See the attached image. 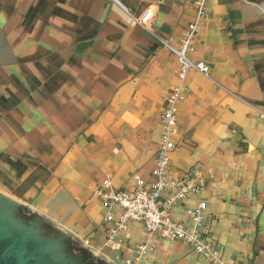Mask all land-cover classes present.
I'll return each mask as SVG.
<instances>
[{
  "label": "crops",
  "instance_id": "obj_1",
  "mask_svg": "<svg viewBox=\"0 0 264 264\" xmlns=\"http://www.w3.org/2000/svg\"><path fill=\"white\" fill-rule=\"evenodd\" d=\"M207 7L191 57L211 77H186L169 175L200 170L205 186L172 216L191 227L188 211L206 202L204 234L223 262L264 264V0ZM196 18L193 0H0V194L97 261L123 264L99 192L153 182L181 82L165 43L179 49ZM119 240L148 236L132 224ZM154 244L143 264H212L184 243Z\"/></svg>",
  "mask_w": 264,
  "mask_h": 264
},
{
  "label": "built area",
  "instance_id": "obj_2",
  "mask_svg": "<svg viewBox=\"0 0 264 264\" xmlns=\"http://www.w3.org/2000/svg\"><path fill=\"white\" fill-rule=\"evenodd\" d=\"M208 0H193L197 18L192 22L181 41L179 49L166 44L178 58L180 68L178 77L180 84L175 86L167 99V107L162 117V141L157 154L153 170V182H146L140 175L134 177V185L129 191L114 190L109 182L99 192L108 212L105 222L108 229V247L116 252L115 258L123 264H143L145 259L155 251V239L170 242L184 243L196 253L212 264H225L221 253L214 246L212 238L204 234L207 204L200 202L188 211L191 218V227L173 219V207L191 197L201 193L205 180L200 170H192L180 180H172L170 175L171 153L176 144L172 136L177 132L178 108L177 104L184 98V82L188 74L198 72L206 78L211 77L210 67L204 61H196L191 57L196 52V38L198 24L209 18ZM167 190H175L171 196H164ZM117 206L119 214L114 217L111 208ZM132 224L143 226L148 240L143 244L130 245L119 240L122 233L129 230ZM90 240H84L83 245L89 247Z\"/></svg>",
  "mask_w": 264,
  "mask_h": 264
},
{
  "label": "water",
  "instance_id": "obj_3",
  "mask_svg": "<svg viewBox=\"0 0 264 264\" xmlns=\"http://www.w3.org/2000/svg\"><path fill=\"white\" fill-rule=\"evenodd\" d=\"M0 195V264H104Z\"/></svg>",
  "mask_w": 264,
  "mask_h": 264
},
{
  "label": "rangeland",
  "instance_id": "obj_4",
  "mask_svg": "<svg viewBox=\"0 0 264 264\" xmlns=\"http://www.w3.org/2000/svg\"><path fill=\"white\" fill-rule=\"evenodd\" d=\"M3 44V36L2 34L0 33V57H2V54L4 53L2 50V45ZM26 215L30 216V213L29 212H25ZM32 215V214H31Z\"/></svg>",
  "mask_w": 264,
  "mask_h": 264
},
{
  "label": "trees",
  "instance_id": "obj_5",
  "mask_svg": "<svg viewBox=\"0 0 264 264\" xmlns=\"http://www.w3.org/2000/svg\"><path fill=\"white\" fill-rule=\"evenodd\" d=\"M20 209H21L22 213H23V214H25V211H24V209H23L22 207H21Z\"/></svg>",
  "mask_w": 264,
  "mask_h": 264
},
{
  "label": "bare ground",
  "instance_id": "obj_6",
  "mask_svg": "<svg viewBox=\"0 0 264 264\" xmlns=\"http://www.w3.org/2000/svg\"><path fill=\"white\" fill-rule=\"evenodd\" d=\"M0 197H1V195H0Z\"/></svg>",
  "mask_w": 264,
  "mask_h": 264
}]
</instances>
